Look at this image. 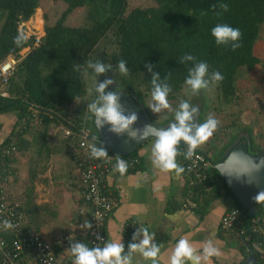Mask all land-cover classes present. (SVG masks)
Listing matches in <instances>:
<instances>
[{
    "label": "trees",
    "instance_id": "trees-1",
    "mask_svg": "<svg viewBox=\"0 0 264 264\" xmlns=\"http://www.w3.org/2000/svg\"><path fill=\"white\" fill-rule=\"evenodd\" d=\"M41 1L0 0V62L11 55L19 59L5 87L10 97L0 94V113L17 111L18 125L31 114L34 105L41 109L45 125L51 121L67 122L70 116L76 115L71 117L72 121L78 127L91 128L92 135L97 136L95 113L90 105L102 104V94L97 90L99 84L107 80L117 82V87L108 85L103 95L124 90L135 94L146 108L145 97L155 100L153 92L157 86H167V101L185 102L186 89L191 88L186 80L200 62L208 65L204 79L209 86L216 85L217 101L230 103L239 98L236 95L239 72L251 70L260 62L254 48L264 24V0H154L151 6L133 8L129 0H61L66 8L54 23L47 18L39 45L34 44L36 36L32 35L18 46L14 41L23 32L21 25L34 16ZM222 3L228 5V11L220 8ZM79 8L86 10V24H67L68 17ZM218 24L238 28L242 34L241 47L233 51L231 41L217 45L211 30ZM28 46L30 51L21 56V51ZM189 55L193 59L189 60ZM121 60L126 62L127 74L119 70ZM97 63L104 65L105 72L100 74L105 77L90 90L89 77L99 74L93 67ZM112 69L116 73L106 76ZM213 72H219L223 79L214 83ZM79 100H85V106L80 109L75 107ZM197 102L199 124H202L206 116L205 99L196 93L188 100L189 104ZM45 111L57 112L56 118ZM248 131L249 151L264 154V148L255 144L251 130ZM131 156L137 157L136 152ZM213 164L210 171L213 180L206 186L189 185V192L197 201L196 209L207 202L214 179L222 178L216 162ZM224 188L233 195L226 184ZM237 206L246 215L242 224L245 228L249 229L253 218L259 219L263 232L240 238L250 253L258 257L259 264H264L258 248L261 242L264 245V203L256 204L258 211L254 216L239 202Z\"/></svg>",
    "mask_w": 264,
    "mask_h": 264
},
{
    "label": "crops",
    "instance_id": "crops-1",
    "mask_svg": "<svg viewBox=\"0 0 264 264\" xmlns=\"http://www.w3.org/2000/svg\"><path fill=\"white\" fill-rule=\"evenodd\" d=\"M254 53L260 62L251 70L239 72L236 80L239 98L222 110H229L227 113L233 115V119L239 115L234 119L238 125L231 126L227 113L217 114L224 125H229L221 132L215 131L212 138L197 147L208 154L212 162L217 163L233 141L245 134L244 131L249 138L248 129L255 144L264 148V24ZM191 91L188 88L187 96ZM146 106L150 117L162 124L175 115L163 119L162 115H157L155 118L147 102ZM18 123L17 111L0 113V146L14 144L17 147L7 158L8 178L2 183L6 195L21 204L26 229L51 242L69 236L72 247L86 243L92 207L81 194L76 164L77 142L65 137L58 130L56 121L29 127L28 131H20ZM242 127L246 129L242 131ZM156 141L151 139L138 148L136 156L140 162L135 169L123 174L111 173L107 179L116 190L118 206L106 220L105 247L110 243L122 244L121 257H129L127 264H153L152 258H145L139 249L131 251L129 247L141 244L145 239L143 230L147 229L151 237L148 247L156 245L159 248L156 264H170L181 239L188 240L195 249L194 255L201 257L199 264H244L252 253L243 239L221 224L223 215L237 206L234 195L224 188V180L214 179L213 189L206 196L207 202L197 209L184 207L190 201L197 202L189 192L188 175L185 171L179 176L175 171L164 172L153 163ZM176 151L175 162L181 167L177 146ZM127 224H138L140 231L134 233L127 229ZM209 242L219 255L205 259L204 249ZM57 253L62 261L67 260L68 253L60 246H57ZM260 254L264 258V248ZM182 264H193V261L183 258Z\"/></svg>",
    "mask_w": 264,
    "mask_h": 264
},
{
    "label": "built area",
    "instance_id": "built-area-1",
    "mask_svg": "<svg viewBox=\"0 0 264 264\" xmlns=\"http://www.w3.org/2000/svg\"><path fill=\"white\" fill-rule=\"evenodd\" d=\"M25 25V24H23ZM25 33V32H24ZM28 37L35 35V45H39L43 35L39 33H25ZM31 47L28 46L21 51L24 56ZM19 59L11 55L0 62V94L10 97L9 91L5 88L9 77L14 73ZM51 118H56L57 112L45 111ZM41 109L31 106V114L25 117L19 126L20 131L29 127L45 125V118L42 116ZM58 130L67 138L74 139L77 144L76 164L79 171V181L81 184V194L84 200L92 207L91 220L88 227V237L83 243L89 250L103 249L107 241L105 231L106 220L118 206L116 190L107 182L111 173L118 172V158L126 163V171L135 169L139 165L138 157L120 156L110 151L102 143L95 140L91 128L87 126L78 127L72 120L58 124ZM16 145L0 146V264H74L76 257L72 254V244L70 237L48 241L39 233L26 229L25 217L21 210V204L10 200L5 193L2 183L8 178L7 158L14 153ZM103 149L107 152L106 157L99 159L92 156V149ZM189 148L180 150L181 168L188 175L189 184L207 185L208 181L213 180L211 169L214 167L209 155L202 150H195L191 156L188 154ZM184 207H197V202L190 201ZM246 215L244 210L238 206L232 207L222 217L221 224L227 231L236 233L239 237L262 233L263 228L259 224V219L251 220L250 228H245L242 224ZM5 221L12 227L5 226ZM127 229L134 233L140 231L138 224H127ZM57 246H60L68 253L67 260L64 262L57 253ZM263 243L259 244V249H263Z\"/></svg>",
    "mask_w": 264,
    "mask_h": 264
},
{
    "label": "clouds",
    "instance_id": "clouds-1",
    "mask_svg": "<svg viewBox=\"0 0 264 264\" xmlns=\"http://www.w3.org/2000/svg\"><path fill=\"white\" fill-rule=\"evenodd\" d=\"M215 8V6H213ZM220 8L223 11H228V5L225 3L220 4ZM206 14V13H202ZM212 36L215 38L216 44H227L229 41L232 43V50L235 51L237 48L241 47L239 43L241 39V31L238 28H233L227 24H218L211 30ZM28 39L27 35L24 32H19V35L16 37L14 43L18 46L21 41L26 42ZM189 60L193 59L191 55L187 57ZM96 73H104L105 67L101 63L93 65ZM110 67V66H109ZM119 70L123 74H127L128 69L126 67V62L121 60L119 62ZM151 70V66H149ZM208 73V65L205 62H200L196 65L195 69L190 72L189 77L186 80V83L191 86L194 92H198L201 89L208 88V81L204 79ZM213 82H219L223 79L222 75L219 72L212 73ZM111 80H107L104 83L99 84L98 91L102 94V99L104 101L103 106L97 107L95 104L90 105L91 110L95 113L96 117L102 118L104 121L111 123L113 125L112 131L117 133H123L124 131H129L130 135L135 137L137 133L130 129L136 120L137 116L135 113H132L129 116H124L120 111V106L117 103L118 96L115 93H108L103 95L104 89L111 84ZM155 84V78L153 80ZM169 89L167 86L161 88L157 86L153 92V98L158 102V106L153 107V111L159 112L161 107H169L167 101V94ZM189 103L183 102L180 105V111L176 114V119L179 126L173 124L168 130L160 131L158 133V139L155 144L153 155L156 159L153 163L160 167L164 172L175 171L177 176L184 171L183 168L179 167L175 162V157L177 155L176 145L183 139L188 145V154H191L197 149L198 146L207 142L217 130L219 121L209 116L206 121L198 126L193 125L189 126L188 121L192 120L193 113L198 112L197 108H192L189 111ZM193 127H195V132L193 134ZM147 135V132L145 133ZM235 155L240 159L245 161V167H231L225 168L222 172V175H226L231 182L233 179L248 184H258L259 176L261 172H264V160H255L247 157V155L242 150H235ZM92 156L94 158L106 157L107 152L103 149H92ZM126 163L118 158V167L117 171L123 174L126 171ZM253 201L258 203H264V189H260L253 196ZM5 226L11 228L12 225L5 221ZM91 227L90 224L87 225ZM145 239L141 244H131L130 250L135 251L139 249L145 258H152L153 264H156L155 258L159 253V248L156 245H152L150 248L151 237L148 235L147 229H144ZM72 254L76 257L74 264H127L129 257H121L123 251V245L119 243H110L102 250L92 249L89 250L83 244H75L72 247ZM195 249L189 244L188 240L181 239L177 244L174 253L171 256L170 264H182V259L187 258L193 261V264H199L201 259L200 256L194 255ZM213 255H219L218 250L215 247L209 246L204 249V258L208 259ZM115 258V259H113Z\"/></svg>",
    "mask_w": 264,
    "mask_h": 264
},
{
    "label": "water",
    "instance_id": "water-1",
    "mask_svg": "<svg viewBox=\"0 0 264 264\" xmlns=\"http://www.w3.org/2000/svg\"><path fill=\"white\" fill-rule=\"evenodd\" d=\"M110 87H117L118 84L111 83ZM115 93L118 96L117 103L120 106V111L124 116H129L135 113L137 120L130 125V129L135 131L137 135L133 137L130 135L129 131H124L123 133H117L112 131L113 125L104 121L102 118H98L95 115L94 122L97 129V136L95 140L97 142L105 145L110 151L120 156H129L135 153L140 146L150 141L151 139H158V133L160 131L168 130L173 124L179 126L177 119H174L168 123H159L153 120L145 105L139 100V98L133 94L128 93L124 90H117L105 93ZM104 101L99 106H103ZM192 108H197L198 112L193 113L192 120L187 123L189 126L199 125L200 116V105L190 106L189 111ZM193 134L195 132V127L192 129ZM147 132V135L145 133ZM246 138L248 135L241 134L233 141V143L226 149L225 153L222 155L221 159L215 164L216 169L219 171L225 184L229 187L237 202H239L252 216H254L258 208L256 203L253 201V196L260 189H264V172L260 173L258 184H248L245 182L237 181L233 179L231 182L226 175H222L225 168L245 167V161L240 159L235 155H229L234 153L235 150H242L247 157L255 160H264V154H253L249 151L248 143ZM177 145L189 148V145L181 139ZM258 257L254 254L250 255L244 264H258Z\"/></svg>",
    "mask_w": 264,
    "mask_h": 264
},
{
    "label": "rangeland",
    "instance_id": "rangeland-1",
    "mask_svg": "<svg viewBox=\"0 0 264 264\" xmlns=\"http://www.w3.org/2000/svg\"><path fill=\"white\" fill-rule=\"evenodd\" d=\"M129 1H130V5L132 8L135 6H139V5L142 7L151 6L155 3L154 0H129ZM65 8H66V5L61 0H42L41 6L37 9L34 16L27 23H25V25H23V24L21 25V30L27 34L39 33L41 35H44L45 23H46L47 18L50 20V22L54 23L57 20V18L60 17V14L65 10ZM67 24L76 25V26H84L86 24V10H85V8L76 9L68 17ZM115 73H116V71L114 69H112L109 73L106 74V76H113ZM102 76L105 77V75H101L99 73V74H94L93 76L89 77V89L90 90L94 86L98 85L99 80H100V78H102ZM186 90H188V88ZM191 90H192V88H191ZM216 90L217 89H216L215 84L208 86V88L204 89L201 92L199 90L198 92H195V94L191 93V92H194L192 90L191 92H189L185 102H188L189 98L196 95V93H198L199 97L202 96L205 99V104L203 105L206 109L205 115L209 114L208 116H212L219 121V125H218V128L216 131L221 132V130H224L225 128H227L226 126H228L229 124L224 125L223 120H221L219 117H217V114L227 113L229 110H227L226 112H222L223 108L227 105H232L233 102L236 100V98L233 101H231L230 103L220 104L217 101L218 95L216 93ZM145 100L150 106L149 109L152 110V113L155 115L154 117L156 118L157 115H160V116L162 115L163 117L161 119H163L164 117H171L174 114H176L177 111H180V105H181V103H183V101H181V100L168 101L169 107H167V108L161 107L159 112H155V111H153V107L158 106V102L156 100H153L151 98V96L145 97ZM84 106H85V100H79L75 105V107L78 109L83 108ZM216 109H218V111H216ZM229 115H230V113L226 114V116H229ZM75 116L76 115L70 116L69 119L73 120V118H75ZM174 116L172 117V119L174 118ZM71 117H73V118H71ZM237 117H235V118L237 119ZM234 119H233V115H230V117H229L230 122L229 123L231 124V126L238 125V123L235 122ZM225 120L227 121L226 118H225ZM240 122H242V120H240ZM240 124L244 125V123H240ZM241 129H243L242 131H244V129H246V127H242ZM244 133L246 134L245 131H244ZM211 140H213V139H211ZM207 151H209V150L207 149Z\"/></svg>",
    "mask_w": 264,
    "mask_h": 264
},
{
    "label": "flooded vegetation",
    "instance_id": "flooded-vegetation-1",
    "mask_svg": "<svg viewBox=\"0 0 264 264\" xmlns=\"http://www.w3.org/2000/svg\"><path fill=\"white\" fill-rule=\"evenodd\" d=\"M112 83H116L117 84V82H115V81H112ZM200 104H199V102H197V103H191V104H189V106H199ZM181 110V109H180ZM179 112V111H178ZM177 114V113H176ZM176 114H175V116H174V118L173 119H171V120H174V119H176ZM170 120V121H171ZM169 122V121H168ZM167 122V123H168Z\"/></svg>",
    "mask_w": 264,
    "mask_h": 264
}]
</instances>
